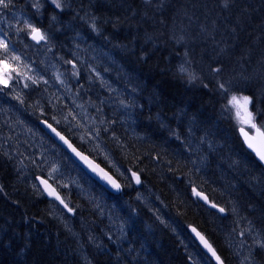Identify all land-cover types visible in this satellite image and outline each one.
Listing matches in <instances>:
<instances>
[{
	"label": "trees",
	"instance_id": "16d2710c",
	"mask_svg": "<svg viewBox=\"0 0 264 264\" xmlns=\"http://www.w3.org/2000/svg\"><path fill=\"white\" fill-rule=\"evenodd\" d=\"M34 1L36 0H11L8 8L13 12H26L36 22L44 24L46 28L50 27L49 31L52 32L56 25L51 20V15L54 14L53 17L57 15L55 18L58 22L60 17L48 5L41 8L39 12H42L41 15H31ZM79 3H83L85 11L99 20L97 25L100 30L105 25L101 31L106 36L105 39L95 44L104 47V50L108 48L106 51L119 58V62L126 65V72L135 78L134 83L138 91L136 100L140 106L134 111L137 128L136 132L131 134L121 124H117V120L115 121V129L120 130H117L116 137L120 139L115 142L113 140V147L111 145L109 147L113 158L118 161L117 164L123 169H131L145 181H148L147 175L155 177L154 183L158 186L155 189L162 194L166 205L172 210L174 208L185 210L187 208L185 204L193 203L212 217L210 225L226 223L230 219V213L227 218H222L215 212L210 213L190 196L193 186L201 188L200 190L208 194L212 201L228 211L232 204L240 203L244 207L242 213L248 215V221L264 235V183L257 184L255 181L256 192L253 193L252 190L250 192V185L242 182V179L247 177L248 169L253 170L255 177L263 181L264 171L242 145L237 133L238 125L229 117L226 118L223 112L228 97L239 95L248 97L252 115L259 127L264 130V0H227V7L224 6L225 0H81ZM66 15L62 18L74 17L72 13ZM106 19L108 23H103ZM73 20L75 24V17L71 19L72 22ZM77 22L82 30L84 27L80 26V21ZM112 22L117 23V26ZM41 24L38 25L41 27ZM44 26L42 25V28H45ZM127 26L131 29H127ZM157 27L156 32L151 30ZM166 29L171 36L161 33ZM121 49L131 54L123 53ZM134 52H137V56ZM181 64L186 66L183 71L180 68ZM52 108L42 106L39 111H33L26 117L31 120L35 117L44 119ZM183 122H186L189 128L193 127V134L189 135L187 130L179 127L180 124H184ZM36 126L38 127L37 123ZM60 131L84 153L109 168L104 161L79 145L65 131ZM43 135L46 140L51 141L45 134ZM190 137L193 148L198 146L200 149L197 150L198 154L205 158L203 164L197 163L204 165L202 175V169L199 170L198 167H195L197 173L195 171L189 173L188 165L192 168V163L186 158L188 156L184 155L185 158L178 156L180 152L177 151L178 147L180 148ZM139 138L142 141H139ZM204 141L214 146L212 151L205 150ZM56 148L64 154L57 146ZM189 148L190 146L186 147L185 151ZM219 157H222L220 161ZM217 167L220 178L217 176ZM233 174H236L234 178ZM20 178L23 179L13 163L0 150V264H83L81 254L77 256L74 253L77 250V239L72 232L64 234L59 231L61 228L58 223L61 217L55 215V206L49 210L47 206L49 201L44 200L42 194L34 191L29 184L22 183ZM92 184L93 189L101 194L102 204L115 207L117 204L115 198ZM13 185L14 192L11 191ZM169 185L178 192L173 193ZM185 188L189 190L188 197L182 194ZM63 193L66 194V191ZM67 195L72 197L74 205L80 207L79 211H75V215L87 218V215L91 214V219H94L96 214L101 213L97 201H91L86 195L77 198L74 194ZM124 197L126 198L125 194L119 199ZM119 208H123V205L120 204ZM135 209L137 220L127 218L128 223L132 222L134 225L127 229L130 230L126 232V240L118 246H115L112 238L107 240L103 233L100 237L97 236L96 230L102 229L103 225L109 227V220H112L108 215L107 217L103 215V218L101 216L102 228H96L90 233L91 244L94 247L91 244H81V253L87 257L85 261L87 264H109L112 259L116 261L122 259L120 264H195L193 259L196 257L203 260L206 258L188 235H186L188 240H184L187 241L184 246L188 248L184 249L189 250L188 253L185 251L182 254L179 251L181 257H176L177 254L174 252L164 256L165 251L162 250L164 246L161 247L163 241L160 240L166 239L165 236L168 238L164 228L147 215L144 209L138 210V205ZM191 220L199 226V230L210 240L225 263L231 264L227 261V254L211 238L214 234L203 227V218L193 215ZM145 222L155 230L148 239ZM132 229L142 233L143 239L132 238L129 233ZM68 235H73V241L70 243L66 240ZM79 235L84 236L81 233ZM109 235L112 236L110 232ZM257 255L262 254L259 252ZM258 261L259 264L260 262L264 264L263 257H259Z\"/></svg>",
	"mask_w": 264,
	"mask_h": 264
},
{
	"label": "rangeland",
	"instance_id": "374dc122",
	"mask_svg": "<svg viewBox=\"0 0 264 264\" xmlns=\"http://www.w3.org/2000/svg\"><path fill=\"white\" fill-rule=\"evenodd\" d=\"M59 1L62 2V3L60 2L61 3L60 8H62L61 10L60 8L55 7V5L52 3V0L51 1L45 0V2L47 3H45L44 0H36L33 2V7L31 8V15L32 14H35L37 16L41 15V13H39L41 8H43L45 4H48V2L50 4L52 3L51 5H54L55 9H58L60 11L62 10L67 11L69 13L72 12L73 14V10L69 7L72 6V4H68L67 3L68 0L67 1L59 0ZM64 2L65 5H63ZM34 5H39V6L36 7ZM65 14L67 13L65 12L64 15ZM87 14H85L83 16L84 18H82L81 20H83L84 22H88L87 24H89L90 26L92 25L96 26L98 23V21L96 20L97 18L92 14L89 13ZM88 17L90 18L86 20ZM31 18L32 17L27 15L26 12L24 13L22 11L13 12V10H10L8 7L7 8L0 7V26L6 25L5 27H7V28L0 27V42H2L0 43V86L8 90L7 94L6 93L2 94V92H0V145H1L0 149L6 151L8 155H4V156L13 163L18 173L23 177V179H25L24 182L27 184L30 182L29 185L31 184L30 186L33 188L34 191L38 192L41 195V191L36 185L35 179L38 176H43V175H45L47 179L54 184V186L60 189V191L64 195V201L66 202V207L61 208L57 204H55L56 205L54 207L55 215L57 214L61 218L63 217L64 220L68 218L66 219L67 220L66 223H67L69 220L72 219V217L75 215V211L80 207L74 205V200L72 199V197L70 195H67V193L66 194L63 193L62 190L66 192H73L74 190L78 191L80 194L86 195V197L93 202H96L98 199H100L99 195L101 194L98 193L97 190L93 189L94 187L92 184L93 182L84 174V172L74 163V161L69 156H67L65 153L61 154V152L56 148L55 144L52 141L46 140L43 137L44 136L43 133L36 126V123L38 124L41 120L37 117L33 118V120L27 119L26 116H28V113L26 112L28 111V109H31L32 105L38 104V102L37 103L33 102L32 100L33 97L35 99L39 95V97H43L44 98L43 100L48 102L50 105L53 104L52 105L53 111L49 112L50 123L55 125L58 129L65 131V133L68 136L73 138L78 144L80 145L82 144L81 146H84L88 151L95 154L98 158L102 157L100 159L103 160L104 162L106 161L105 162L106 165L119 177V179L122 176L121 178H123L124 180L130 181L129 171L131 169L128 168L123 169L117 164L115 158H113V154L110 153L112 152V150L110 149L109 146L110 145L112 146L113 140L115 141L116 139L117 140L119 139L116 137V133H114L115 131L117 132L118 130V129L114 130V128H116V123H115L116 120L118 124H122L121 121L122 122L124 121L122 126L125 127L127 132L131 134L136 132L137 126H136L134 111L138 110L140 107L138 101L136 100L138 96V91L135 87L136 84L134 83L135 78L132 77L130 74H128V72H126L125 67H123L124 65L119 62L118 60L119 58H117L110 52L104 50L102 47L96 45L95 44L96 41L93 40L90 36H88L87 34L88 32L79 29L80 27L78 28L79 22H75V26H74V23L71 21L73 17L72 18L68 17V19L66 20H65L66 17L64 19H60L62 23L64 24L66 23L64 25L65 27H63V29L59 28L53 30L52 32L48 31L45 28H41L38 25H35L34 21ZM23 25L25 26V28ZM29 25L32 26L29 27ZM32 28H36V29L40 28L43 31L44 33L43 35L45 38V43L43 45L35 46L34 44L30 43V41H28L29 36L32 34ZM73 29H75L76 32ZM58 30L59 31L61 30V33ZM62 30H64L65 33L69 32V36L71 35L70 39L68 34L62 35L63 34ZM86 30L88 31L89 29L87 28ZM157 30L158 27L152 29L153 32H156ZM161 33L165 34L166 36H171V34L168 33V29L163 30ZM72 34L74 37L72 36ZM23 35H25V37ZM59 35L63 36L62 39L64 41L62 39L59 40L58 37ZM77 42L80 43L77 44ZM3 45H6L7 47L5 48ZM62 45L64 46V48L62 47ZM64 51L65 53L67 51L68 54L66 53L65 55L63 53ZM50 52L53 53V55ZM85 53L86 54L89 53V54H87L86 56ZM96 54H100V55H96ZM80 56L81 58L83 57V59H81ZM88 56L89 57L91 56L92 60ZM104 57L106 59H104ZM74 58L76 60H74ZM38 61L39 62L42 61L39 63L41 66L38 65ZM93 61H95L96 63ZM184 65L185 64L183 65L181 64L180 66L182 71L183 68L186 67ZM77 66L81 68L79 69ZM39 67L41 68L39 69ZM29 89H31L32 91ZM90 93L93 96L90 95ZM47 96L49 97L47 98ZM97 97L98 99H96ZM232 97L233 96H230L226 100L227 105L223 109L224 116L226 118L229 117V119L234 121L239 126L244 125L250 127L249 123H245V121L249 119L246 113H251L250 100L246 106L238 108L233 104ZM235 97L239 99L245 96L239 95ZM90 102H92V104ZM241 103L243 104L242 101ZM104 104L107 105L105 106ZM65 105L67 108H64ZM107 107H109L108 109L110 110V112L109 110H107ZM238 112L239 115H237ZM43 113L45 112L43 111ZM108 114L112 116H109ZM101 115L103 117H101ZM104 116H106V118ZM250 119H251V123H253L252 114ZM183 123L184 124H180L179 127L183 130H187V133L189 132V135L193 134L192 133V131H194L193 127L190 126L189 128L186 122ZM97 128H99L100 130ZM138 140L142 141L140 138ZM204 143H205V150L212 151L214 146H212L210 143L206 141H204ZM197 150H200L198 146L194 148L193 151V154L195 153L194 157L190 158L189 160V163H192V168H193L192 169L190 165H188V170H190L189 173L191 174L194 171L197 173L195 167H198L199 170L204 169V165L197 164V163L203 164V162L205 161V158L199 155L198 154L199 152H197ZM103 157L105 158L103 159ZM221 158L222 157H219L218 160L220 161ZM216 171H217V176L220 178L218 167ZM32 175H35V178ZM235 175L236 174H233L232 178H234ZM255 176L256 174H254V176L252 174L251 179ZM249 179L250 178H248L247 176L246 178L242 179V182H247L248 184H251V182H249L251 179L250 180ZM21 180L22 178H20V181ZM255 181H257V184L259 182L264 183V181L261 180V178L259 177H256ZM169 187L171 188L172 185L171 186L169 185ZM143 188L145 189V191L143 190ZM143 188L142 190L141 189L139 190V195H138L139 203H137L138 208L144 210L145 209L151 210L152 212L158 215L157 216L158 219L162 221L163 224L164 223L170 224L165 218L162 217L165 216L166 213V204L163 201L162 197L159 196L157 192L156 194L150 192L148 188L145 187V185H143ZM95 193L96 195H94ZM97 204H98L97 207L102 208L103 210L104 207H106L105 211L107 212H105V214L98 213L95 215V218H101L102 215L107 217L108 213L110 214L109 216L112 217V220H109L108 228L105 227L100 230H96L98 233L97 236L100 237V234L103 233L106 235L107 240L112 238L111 240L114 242L115 246L122 244V242L126 240L125 239L126 232L127 229L132 225L131 224L132 222L128 223V219L126 218L125 214L122 213L121 211L111 208V206L102 204V200H99ZM122 214H124L125 218ZM230 214H231L230 215L231 218L229 219V222L227 221L225 223L228 224L229 232L231 234L227 236L228 237L226 241L227 246L228 247L230 246L229 248L231 251L234 252L233 255L235 257L238 256L236 258L237 259L239 258L238 260L240 263L244 262L243 264H256L253 257L251 256L252 255L251 250L253 247L254 248L261 247L260 245L263 244L264 242L259 241L260 239L257 235V230L255 229V227L249 224L248 222H246V220H244V217H247L249 219L248 215L243 214L241 211L236 210L233 207L230 210ZM75 216H78V218H80L79 217L80 215H75ZM135 219L137 220V217ZM184 221L185 222L188 221L187 217L184 218ZM217 222L219 221H216V223ZM82 225L85 224L82 223ZM207 225L210 224L207 223ZM115 227L117 228L114 229ZM122 227L123 229H121ZM209 228H211V226H209ZM123 231L126 232L124 233ZM109 232L112 234V236L109 235ZM120 232H121V236H120ZM165 232L167 234L166 230ZM79 233L81 232H75V231L72 232L75 239H77V250L74 251V253L77 256L81 254L80 257L84 259V260L82 259L83 264H87L85 262L87 260V257L83 256V253H81L82 252L81 244L82 245L87 244L86 241L90 243L92 237L90 233L89 234L82 233L84 234V236L79 235ZM73 235L72 236L68 235L66 239L68 243L73 241ZM248 239L256 241L255 245L252 246L250 241L248 243ZM238 240H240L239 241L240 243L238 242ZM78 243L80 245H78ZM232 243L233 244L235 243L237 245L235 244L233 245ZM91 246L94 247L92 244ZM177 247L178 246H176L174 250L177 249ZM97 252L98 251H96V253ZM167 253H170V251H168ZM205 264H209V263L205 261Z\"/></svg>",
	"mask_w": 264,
	"mask_h": 264
},
{
	"label": "bare ground",
	"instance_id": "6f19581e",
	"mask_svg": "<svg viewBox=\"0 0 264 264\" xmlns=\"http://www.w3.org/2000/svg\"><path fill=\"white\" fill-rule=\"evenodd\" d=\"M51 1V0H50ZM65 1H67V0H65ZM76 0H68V4H72V6H69L72 10H73V16L75 17V19H76V22L77 21H80V26L83 28H88L89 30L88 31H86L84 28L82 29L83 31H86V32H88L87 34H88V36H90L93 40H95L96 42L97 41H101V39H103L104 37H106V36H104L103 35V33L101 32L103 29H104V27H105V25H104V27H103V29L102 30H100L99 29V27H98V25H92V26H90L89 24H87L88 22H84L83 20H81L82 18H84L83 16L85 15V14H87V13H89L88 11H85V7L83 8V3H79V2H81V0H77L78 2H75ZM117 1V0H116ZM127 1V0H126ZM252 1H254V0H252ZM44 2H45V0H44ZM43 2V3H44ZM59 2H61V1H59ZM85 2V1H84ZM45 3H47V2H45ZM44 3V4H45ZM62 3V2H61ZM60 3V4H61ZM118 3H119V1H118ZM117 3V4H118ZM42 4V3H41ZM41 4H40V6H41ZM52 4V3H51ZM49 2H48V4H45L46 6L48 5V6H50L51 8H52V11H54L56 14H58V16L60 17L59 19H61L63 16H67L66 14L64 15V13L66 12L67 14H69V12H67V11H60L62 8H60V10H58V9H55L54 8V5H51ZM86 4H87V2H86ZM93 4V3H92ZM126 4V3H125ZM43 5V4H42ZM63 5H65V2H64V4ZM44 6V5H43ZM88 6H90V5H88ZM45 7V6H44ZM56 7V6H55ZM128 7V6H127ZM75 8H76V10H75ZM12 9V8H11ZM64 9H66V8H64ZM75 11V12H74ZM53 12V13H54ZM70 13H72V12H70ZM41 14H42V12H41ZM90 14V13H89ZM54 15V14H53ZM53 15H51V20L53 21V23L56 25V27H53V30H56V29H63V27H65L64 25L66 24H64V23H62L60 20H59V22H58V19H56L55 17L57 16H55V17H53ZM88 15V14H87ZM93 15V14H92ZM90 16V15H89ZM109 16V15H108ZM112 16V15H111ZM18 17V16H17ZM73 17V18H74ZM112 17H114V16H112ZM128 17V16H127ZM71 18H72V16H71ZM90 17H88L86 20H88ZM92 18H94V17H92ZM103 18V17H102ZM102 18H101V20H102ZM20 19H22V18H20ZM24 19V18H23ZM33 21H34V24L35 25H40L41 23L40 22H36L33 18H31ZM63 19V18H62ZM66 19V18H65ZM68 19V18H67ZM105 19V18H104ZM111 19H113V18H111ZM111 19H109V20H111ZM108 20V21H109ZM116 20V19H115ZM118 20V19H117ZM20 21V20H19ZM25 21V20H24ZM69 21V20H68ZM74 21L75 20H73V23H74ZM92 21V20H91ZM99 21V20H98ZM105 21V20H104ZM103 21V23H108L107 22V19H106V21L104 22ZM32 22V21H31ZM65 22V21H64ZM67 22V21H66ZM94 22V21H93ZM111 22V21H110ZM122 22V21H121ZM25 23H27V22H25ZM68 23V22H67ZM72 23V22H71ZM96 23V22H95ZM113 23V22H112ZM90 24H91V22H90ZM94 24V23H93ZM110 24V23H109ZM108 24V25H109ZM114 24V23H113ZM117 24V23H116ZM116 24H114V25H116ZM38 25V26H39ZM42 25L44 26V24H41V28H42ZM100 25V24H99ZM113 25V26H114ZM6 26V25H5ZM4 26V28H7V27H5ZM24 26V25H23ZM32 26V25H31ZM70 26V25H69ZM73 26V25H72ZM74 26H75V24H74ZM77 26V25H76ZM90 26V27H89ZM103 26V25H102ZM117 26V25H116ZM129 26V25H128ZM128 26H127V29H131V27L130 28H128ZM27 27V26H26ZM33 27H34V25H33ZM45 28H46V26H44ZM67 27V26H66ZM101 27V26H100ZM21 28H22V26H21ZM24 28H25V26H24ZM38 28V27H37ZM73 28V27H72ZM79 28V27H78ZM117 28V27H116ZM31 29V28H30ZM40 29V28H39ZM48 31L49 30H51V28L50 27H48V28H46ZM68 29H70V28H68ZM67 29V30H68ZM80 29V28H79ZM78 29V30H79ZM107 29V28H106ZM113 29V28H112ZM125 29V28H124ZM133 29V28H132ZM22 30V29H21ZM70 30H72V29H70ZM73 30H75V29H73ZM77 30V31H78ZM152 30V29H151ZM59 31V30H58ZM57 31V32H58ZM63 31V34L62 35H64V34H68V36H69V32L67 33H65V31L64 30H62ZM69 31V30H68ZM109 31V30H108ZM107 31V32H108ZM114 31V30H113ZM113 31H111V33L113 32ZM120 31V30H119ZM122 31V30H121ZM60 33H61V30L59 31ZM73 32V31H72ZM75 32H76V30H75ZM148 32V31H147ZM128 33V32H127ZM137 33H139V32H137ZM136 33V34H137ZM153 33V32H152ZM71 34V33H70ZM113 34V33H112ZM123 34H124V32H123ZM147 34V33H146ZM149 34H150V32H149ZM108 35H109V33H108ZM114 35V34H113ZM116 35V34H115ZM144 35V34H143ZM24 37H25V35H23ZM72 36H73V34H72ZM109 36H112V35H109ZM117 36V35H116ZM119 36V35H118ZM139 36V35H138ZM147 36H148V34H147ZM62 37L63 36H61L60 35V37H59V40L60 39H62ZM70 37H71V35L69 36V39H70ZM74 37V36H73ZM122 37H123V35H122ZM143 37V36H142ZM150 37H152V36H150ZM111 38V37H110ZM115 38V37H114ZM131 39H132V37H130ZM141 38V37H140ZM22 39V38H21ZM67 39V38H66ZM105 39V38H104ZM106 39H108L109 40V38H106ZM113 39V38H112ZM116 39V38H115ZM115 39H113V40H115ZM121 39V38H120ZM119 39V40H120ZM139 39V38H138ZM145 39V38H144ZM24 40V39H23ZM22 40V41H23ZM58 40V39H57ZM63 40V39H62ZM62 40H61V42H62ZM112 40V41H113ZM118 40V41H119ZM142 40V39H141ZM56 41V40H55ZM64 41V40H63ZM68 41V40H67ZM110 41V40H109ZM108 41V42H109ZM118 41H117V43H118ZM129 41V40H128ZM132 41V40H131ZM130 41V42H131ZM136 41H137V38H136ZM139 41V40H138ZM60 42V41H59ZM60 42V43H61ZM122 42V41H121ZM121 42H119V44L121 43ZM126 42V41H125ZM140 42V41H139ZM143 42H146V41H143ZM143 42H142V44H143ZM68 43V42H67ZM70 43V42H69ZM78 43H80V42H77V44ZM115 43V42H114ZM113 43V44H114ZM138 43V42H137ZM136 43V44H137ZM141 43V42H140ZM139 43V44H140ZM154 43V42H153ZM28 44V43H27ZM71 44V43H70ZM100 44V43H99ZM122 44V43H121ZM130 44V43H129ZM134 44V43H133ZM81 45V44H80ZM106 45V44H105ZM141 45V44H140ZM60 46V45H59ZM66 46V45H65ZM75 46V45H74ZM121 46V45H120ZM119 46V47H120ZM126 46V45H125ZM125 46H124V50H125ZM135 46V45H134ZM136 46H138V45H136ZM143 46V45H142ZM153 46V45H152ZM27 47V46H26ZM26 47H24V48H26ZM62 47L64 48V46L62 45ZM68 47H69V45H68ZM123 47V46H122ZM121 47V48H122ZM129 47V46H128ZM149 47V46H148ZM58 48V47H57ZM66 48V47H65ZM104 48V47H103ZM127 48V47H126ZM138 48V47H137ZM140 48H141V46H140ZM71 49V48H70ZM75 49V48H74ZM78 49V48H77ZM116 49V48H115ZM120 48H117V50H119ZM131 49H132V46H131ZM64 50V49H63ZM66 50V49H65ZM106 50H108V48L106 49ZM116 50V51H117ZM122 50V52L123 53H127V54H131V53H128V52H125L123 49H121ZM144 51H145V49H143ZM143 50H142V52H143ZM150 50V49H149ZM53 51V50H52ZM83 51V50H82ZM87 51V50H86ZM113 51H114V48H113ZM128 51V50H127ZM58 52V51H57ZM88 52V51H87ZM115 52V51H114ZM132 52V51H131ZM141 52V51H140ZM51 53V52H50ZM55 53V52H54ZM65 55H66V53H67V51H66V53H65V51L63 52ZM135 53V52H134ZM137 53V52H136ZM135 53V54H136ZM147 53V52H146ZM29 54V53H28ZM33 54V53H32ZM52 55H53V53H51ZM62 54V53H61ZM68 54V53H67ZM72 54V53H71ZM86 54V53H85ZM84 54V55H85ZM87 54H89V53H87ZM87 54H86V56H87ZM143 54V53H142ZM45 55V54H44ZM58 55H60V54H58ZM74 55V54H73ZM96 55H100V54H96ZM102 55V54H101ZM37 56V55H36ZM42 56V55H41ZM51 56V55H50ZM70 56V55H69ZM108 56V55H107ZM133 56V55H132ZM136 56H137V54H136ZM136 56L134 57V58H136ZM66 57V56H65ZM74 57V56H73ZM89 57V56H88ZM100 57V56H99ZM102 57V56H101ZM126 57H128V55L126 56ZM29 58V57H28ZM48 58V57H47ZM56 58V57H55ZM60 58V57H59ZM80 58H81V56H80ZM89 58H91V60H92V57L90 56ZM112 58V57H111ZM129 58V57H128ZM38 59H39V57H38ZM50 59H51V57H50ZM68 59V58H67ZM77 59H79V58H77ZM81 59H83V57L81 58ZM85 59H88V58H85ZM102 59V58H101ZM104 59H106L105 57H104ZM110 59V58H109ZM41 60V59H40ZM52 60H54V59H52ZM74 60H76L75 58H74ZM93 60H94V58H93ZM97 60H99V59H97ZM133 60V59H132ZM30 61V60H29ZM69 61V60H68ZM103 61V60H102ZM109 61V60H108ZM31 62H32V60H31ZM40 62H42V61H40ZM39 61H38V65H40L39 63H40ZM54 62H56V61H54ZM59 62V61H58ZM64 62H65V60H64ZM63 62V63H64ZM93 62H95V61H93ZM100 62V61H99ZM105 62V61H104ZM104 62H103V64H104ZM137 62V61H136ZM49 63V62H48ZM82 63V62H81ZM96 63V62H95ZM106 63V62H105ZM42 64V63H41ZM80 64V63H79ZM91 64V63H90ZM92 64H94V63H92ZM102 64V63H101ZM47 65V64H46ZM51 65V64H50ZM81 65V64H80ZM87 65H88V63H87ZM41 66V65H40ZM44 66V65H43ZM48 66V65H47ZM56 66H57V63H56ZM126 66V65H125ZM125 66H123V67H125ZM38 67V66H37ZM50 67V66H49ZM65 67H66V65H65ZM78 67V66H77ZM88 67H89V65H88ZM41 67H39V69H40ZM43 68V67H42ZM45 68H46V66H45ZM79 68V67H78ZM81 68V67H80ZM79 68V69H80ZM86 69V68H85ZM46 70V69H45ZM66 70V69H65ZM128 70V69H127ZM42 71H44V70H42ZM67 71V70H66ZM81 71H83V70H81ZM47 72V71H46ZM50 72V71H49ZM128 72V71H127ZM55 73V72H54ZM70 73H71V71H70ZM84 73V72H83ZM86 73V72H85ZM45 74V73H44ZM48 74V73H47ZM46 74V75H47ZM124 74H126V73H124ZM129 74V73H128ZM49 75V74H48ZM50 75H51V73H50ZM126 76V75H125ZM45 77V76H44ZM88 78V77H87ZM90 79V78H89ZM87 80V79H86ZM90 81V80H89ZM123 81V80H122ZM75 83V82H74ZM121 83V82H120ZM92 84V83H91ZM122 84V83H121ZM125 84H126V82H125ZM75 85V84H74ZM79 85V84H78ZM120 85V84H119ZM123 85V84H122ZM76 86V85H75ZM92 86V85H91ZM98 86V85H97ZM79 87V86H78ZM34 88H35V86H34ZM42 88V87H41ZM90 88V87H89ZM40 89V88H39ZM81 89H82V87H81ZM94 89V88H93ZM28 90V89H27ZM29 90H31V89H29ZM36 90V89H35ZM42 90V89H41ZM90 90V89H89ZM96 90V89H95ZM98 90V89H97ZM7 89H5L4 87H1L0 86V92H2V94H4V93H6L7 94ZM32 91V90H31ZM52 91H53V89H52ZM30 92V91H29ZM37 92V91H36ZM95 92V91H94ZM28 93V92H27ZM39 93H40V91H39ZM54 93V92H53ZM97 93V92H96ZM96 93H94V94H96ZM26 94V93H25ZM34 94H36V93H34ZM89 94V93H88ZM103 94V93H102ZM217 94V93H216ZM45 95V94H44ZM53 95V94H52ZM90 95H92L91 93H90ZM28 96V95H27ZM46 96V95H45ZM93 96V95H92ZM96 96V95H95ZM218 96V95H217ZM37 97H39V95L37 96ZM35 98L34 99V97H33V102L34 103H37L38 102V104H34V105H32V108L31 109H28V114H31L33 111H39L40 110V108L43 106V107H52V105L53 104H49L48 102H46V101H44V100H42L43 99V97H39V98ZM49 96H47V98H48ZM60 97V96H59ZM220 97V96H219ZM4 98V97H3ZM2 98V99H3ZM46 98V97H45ZM46 98V99H47ZM86 98V97H85ZM104 98V97H103ZM106 98V97H105ZM5 99V98H4ZM23 99V98H22ZM30 99V98H29ZM59 99V98H58ZM96 99H98V97L96 98ZM102 99V98H101ZM100 99V100H101ZM208 99H210V98H208ZM26 100V99H25ZM28 100V99H27ZM91 100V99H90ZM52 101V100H51ZM54 101V100H53ZM86 101V100H85ZM96 101V100H95ZM98 101V100H97ZM6 102V101H5ZM50 102V101H49ZM99 102V101H98ZM10 103V102H9ZM51 103V102H50ZM55 103V102H54ZM91 104H92V102H90ZM101 103H102V101H101ZM88 104V103H87ZM108 104V103H107ZM107 104H104L105 106L107 105ZM40 105V106H39ZM103 105V104H102ZM145 106V105H144ZM251 107V106H250ZM64 108H67L66 107V105L64 106ZM109 107H107V110H109L108 109ZM111 108V107H110ZM51 111H53V108H52V110ZM26 112V113H27ZM109 112H110V110H109ZM250 112H251V108H250ZM107 113V112H106ZM251 114H252V112H251ZM109 116H112V115H110V114H108ZM101 117H103L102 115H101ZM105 118H106V116H104ZM115 117V116H114ZM113 117V118H114ZM117 117V116H116ZM252 117H253V123L257 126V128H259L260 129V131L261 132H264V130L262 129V128H260L259 127V125H258V123L255 121V119H254V116L252 115ZM110 118H112V117H110ZM112 120V119H111ZM116 120V119H115ZM102 121V120H101ZM113 121H114V119H113ZM120 121V120H119ZM31 122V121H30ZM41 122H49V115L47 116V117H45L44 119H41V121L38 123V127H39V129L41 130V132L44 134V132L42 131V129H41V126H40V123ZM124 122V121H123ZM123 122L121 121V123L123 124ZM50 123V122H49ZM101 123V122H100ZM104 123V122H103ZM106 123H107V120H106ZM120 123V122H119ZM127 123V122H126ZM32 124V123H31ZM34 124V123H33ZM118 124V123H117ZM121 124V125H122ZM149 124V123H148ZM108 125H110V124H108ZM120 125V126H121ZM147 125V124H146ZM167 125H168V123H167ZM174 125V124H173ZM105 126V125H104ZM107 126V125H106ZM149 126V125H148ZM151 126V125H150ZM102 127V126H101ZM119 127V126H118ZM123 128H124V126H123ZM179 128V127H178ZM177 128V129H178ZM244 129V131L245 132H247L248 133V136H254L255 135V128H251V127H247V126H244V125H241V126H239L238 125V128H237V133H238V136H239V139H240V141H241V143H242V145L244 146V148L246 149V151L249 153V154H251L253 157H254V159L256 160V162L262 167V169H263V171H264V166L258 161V159H257V157L246 147V145H245V143H244V141H243V139H242V136H241V134H240V130L241 129ZM97 129H99V128H97ZM121 129V128H120ZM147 129V128H146ZM150 129V128H149ZM172 130H173V128H171ZM100 130V129H99ZM102 130V129H101ZM114 130H115V128H114ZM120 131V130H119ZM129 131V130H128ZM185 131V130H184ZM104 132V131H103ZM144 132H147V131H144ZM115 133H116V131H115ZM119 133V132H118ZM117 133V134H118ZM122 133V132H121ZM124 133V132H123ZM129 133V132H128ZM135 133V132H134ZM184 133V132H183ZM36 135H38V134H36ZM112 135V134H111ZM137 135V134H136ZM145 135V134H144ZM113 136V135H112ZM119 136V135H118ZM131 136V135H130ZM134 136V135H133ZM135 137V136H134ZM180 137H181V135H180ZM41 138V137H40ZM132 138V137H131ZM120 139V138H119ZM117 140V139H116ZM143 140H144V138H143ZM182 140V139H181ZM121 141V140H120ZM123 141V140H122ZM113 142V141H112ZM115 142V141H114ZM119 142V141H118ZM163 142V141H162ZM161 142V143H162ZM145 143H146V141H145ZM166 143V142H165ZM125 144V143H124ZM59 149H61L62 150V148L56 143L55 144ZM82 145V144H81ZM164 145V144H163ZM176 145V144H175ZM1 146V145H0ZM179 146V145H178ZM188 146H190V148H189V150H187V151H185V149H186V147H188ZM194 145H193V141H192V139H191V137L190 138H188L186 141H185V143L183 144V145H181V147L179 148L178 147V149H177V151L179 152V154H178V156L180 157V158H182V157H184V155L185 156H188V157H186L187 159H189L190 160V158H192V157H194V154H193V151H194ZM3 148V147H2ZM5 148V147H4ZM33 148V147H32ZM144 148V147H143ZM233 148V147H232ZM2 152H3V155H8L7 153H6V151H4L3 149H0ZM123 150V149H122ZM63 151V150H62ZM109 151V150H108ZM64 152V151H63ZM110 152V151H109ZM108 152V153H109ZM110 153H112V152H110ZM116 153V152H115ZM229 154V153H228ZM61 156V155H60ZM100 156V155H99ZM103 156V155H102ZM233 156V155H232ZM100 158H102V157H100ZM105 157H103V159H104ZM185 158V157H184ZM230 158V157H229ZM99 160V159H98ZM122 160V159H121ZM181 160V159H180ZM103 161V160H102ZM111 161V160H110ZM185 161V160H184ZM106 162V161H105ZM176 162V161H175ZM235 162V161H234ZM245 162V161H244ZM117 163H118V161H117ZM172 163H174V162H172ZM171 164V163H170ZM109 165V164H108ZM117 165V164H116ZM174 165H175V163H174ZM224 166V165H223ZM248 167V166H247ZM253 167V166H252ZM158 168V167H157ZM238 168V167H237ZM162 169V168H161ZM232 169V168H231ZM65 170V169H64ZM144 170V169H143ZM257 170V169H256ZM106 171L109 173V174H111V175H114L115 173L111 170V169H109V168H106ZM45 172V171H44ZM65 172V171H64ZM119 172V171H118ZM36 173V172H35ZM39 173V172H38ZM202 173H203V170H202V172H201V175H202ZM40 174V173H39ZM138 177H139V181H140V183H141V187L140 188H137V187H135L133 184H130V182L129 181H127V180H124L123 178H121L120 177V181H119V185H120V188L121 189H119V192L118 193H116V194H114V193H112V192H110L108 189H106V188H104L103 186H98V188H100L101 190H102V192L104 193V192H107L108 193V195H110V197L111 196H113L112 198H115V200L117 201V204L115 205V207H113L114 209H119V211H121L122 213H124L125 214V216H126V218H133V219H135L136 217H137V215H136V209H135V207H136V205H138L137 203H139L138 202V195H139V190L141 189L142 190V188H143V185H145V187H147L148 188V190L150 191V192H152V193H155L156 194V192L158 191H156V189H157V187L158 186H156L155 184H157V183H154V181L156 180V178L155 177H151V175H147V179L146 180H148V181H145L142 177H140V175L139 174H137V173H135ZM252 174H253V176H254V171L253 170H251V169H248L247 170V176H248V178H250L251 179V176H252ZM264 174V173H263ZM37 175V174H36ZM41 175V174H40ZM32 176H34V178H35V175H32ZM69 176V175H68ZM74 176V175H73ZM156 176H158V175H156ZM43 177H45V178H47L46 176H44L43 175ZM58 178V177H57ZM75 178V177H74ZM73 178V179H74ZM119 178V177H118ZM255 178L256 177H253L249 182H251V184H249L250 185V187H251V189H250V192H251V190H252V192L253 193H255L256 192V188H255ZM30 179V178H29ZM70 179V178H69ZM126 179V178H125ZM161 179V178H160ZM60 180V179H59ZM158 180V179H157ZM24 181H25V179H22L21 180V182L22 183H24ZM248 181V180H247ZM29 182V181H28ZM159 182V181H158ZM30 183V182H29ZM28 183V184H29ZM77 183V182H76ZM27 184V183H26ZM172 184V183H171ZM25 185V184H24ZM31 185V184H30ZM33 185V184H32ZM124 185H125V187H124ZM154 187H153V186ZM178 185H180V184H178ZM257 185V184H256ZM260 185V184H259ZM14 186L15 185H13L12 187H11V191H13V189H14ZM18 186V185H17ZM20 186V185H19ZM73 186V185H72ZM176 186V185H175ZM185 186V185H184ZM183 186V187H184ZM241 186V185H240ZM169 187V186H168ZM186 187V186H185ZM261 187V186H260ZM16 188H18V187H16ZM19 188H21V187H19ZM74 188V187H73ZM156 188V189H155ZM170 188V187H169ZM168 188V189H169ZM172 188V187H171ZM170 188V189H171ZM196 186H193L191 189H192V191H190V196L192 197V199L193 200H195L196 202H198V203H200L204 208H206L210 213L211 212H215L217 215H219L220 217H222V218H227L228 216H229V213H230V211H228V210H226L223 206H221V205H219L217 202H214V201H212L211 200V198L208 196V194H206V193H204L203 191H201L202 189L201 188H198L197 189V193L198 194H200V195H202V196H204L205 197V199L210 203V204H213V205H215L216 207H220V209H224V211H215V210H211V209H208V207L206 206V204H204L202 201H199L195 196H194V190H196ZM183 189V188H182ZM201 189V190H200ZM234 189V188H233ZM17 190V189H16ZM16 190H15V192H16ZM19 190V189H18ZM56 190H57V193L59 194V196L62 198V199H64V195L62 194V192L60 191V189H58L57 187H56ZM143 190L145 191V189L143 188ZM147 190V191H148ZM172 190V192L173 193H177L178 191H176V189H171ZM178 190V189H177ZM185 191H183L182 190V194H186L187 195V197H188V189L187 188H185L184 189ZM231 190V189H230ZM63 192H64V190H62ZM70 191H72V190H70ZM169 191V190H168ZM14 192V191H13ZM84 192H85V190H84ZM159 192V191H158ZM157 192V193H158ZM11 193V192H10ZM20 193V192H19ZM19 193H17V194H19ZM67 194H74L75 196H76V198H77V196H81V195H83V194H80L78 191H73V192H66ZM180 193V192H179ZM12 194V193H11ZM41 194H42V197L44 198V200L46 199L47 201H49V202H51V203H49V202H47L48 203V207H49V210H51L50 209V207H54V206H56L55 204H57L59 207H61V204H59V203H57V202H55V201H51V200H48L47 198H46V196L41 192ZM126 195V198L124 197L123 199H119L121 196H123V195ZM149 194V193H148ZM19 195H21V194H19ZM92 195V194H91ZM94 195H96V194H94ZM107 195V196H108ZM141 195V194H140ZM158 195L159 196H161L162 194L159 192L158 193ZM13 196L15 197V195H14V193H13ZM175 196V195H174ZM14 197H13V199H14ZM19 197H22V196H19ZM140 197H142V196H140ZM162 197V196H161ZM99 198H100V195H99ZM168 198V197H167ZM13 199H12V201H13ZM16 199V198H15ZM19 199H21V198H19ZM108 199V198H107ZM163 199V198H162ZM171 199V198H170ZM99 200H101V199H98L97 200V202L99 201ZM143 201V200H142ZM164 201V200H163ZM166 201L167 202H170L169 200H167L166 199ZM227 201V200H226ZM260 202V201H259ZM222 203V202H221ZM227 203V202H226ZM75 204V203H74ZM120 204H122L123 205V208H119V205ZM165 204H167V203H165ZM186 205V209L185 210H183V208H181V209H176V208H174L173 210L171 209V207H169V205H166V213H165V216H162L163 218H165L170 224H163L162 223V221H160L159 219H158V215L156 214V213H154V212H152L151 210H148V209H145L144 211L146 212V214L147 215H149L152 219H154V220H156L157 222H159L160 223V225L162 226V228H164V230H166L167 231V236H168V238L165 236V238L166 239H164V238H161L160 240H162L163 242L161 243V247H163L164 246V248L162 249V250H164L165 252L163 253V254H165L164 256H167V255H169V254H171V253H176L177 255H176V257H181L180 256V252L179 251H181L182 252V254L183 253H185V251H186V253H188L189 252V250H185V249H188L186 246H184V245H186V242L187 241H184V240H188V238L186 237V235H188L189 237H191V239L195 242V244L198 246V248L201 250V252L204 254V256L206 257L204 260L206 261V262H208L209 264H221V262H222V264H226L225 263V261H224V259L219 255V253H218V251L216 250V248L213 246V244L210 242V240L199 230V226H196L195 225V222H193L192 220H191V218L193 217V215L194 216H197V218L200 216V217H202L203 218V227L204 228H206V230H208V231H210V232H212L214 235L213 236H211V238L214 240V241H216L217 243H218V245L220 246V248H221V250L222 251H224L227 255H226V258H227V261H229L230 260V262H231V264L233 263V264H243V263H240L239 262V258L237 259L236 257H238V256H234L233 254H234V252L233 251H231L230 250V246L228 247L227 246V244H226V241H227V236L228 235H231L230 234V232H229V226H228V224H225V223H222V222H219V223H217V224H215V225H207V223H210V220H213V219H211L212 217H210V215L209 214H207L204 210H202L200 207H197V206H195L193 203H191V204H185ZM73 206V205H72ZM142 206V205H141ZM232 207L234 208V209H236V210H239V211H241V212H243L242 211V209L244 208L242 205H240V203L237 205V204H232V206H231V208H230V210L232 209ZM155 208V207H154ZM141 209V208H140ZM156 209V208H155ZM138 210H139V208H138ZM76 211H79L78 209L76 210ZM82 211V210H81ZM109 211H110V209H109ZM105 212H107V211H105V210H103L102 208H101V214H105ZM141 212H142V210H141ZM118 213V212H117ZM196 213V214H195ZM88 214H90V213H88ZM124 214H122L123 216H124ZM176 214V215H175ZM232 214V213H231ZM230 214V215H231ZM234 214V213H233ZM66 215V214H65ZM68 215V214H67ZM79 215V214H78ZM106 215H107V213H106ZM110 214L108 213V216H109ZM88 217L85 219V218H83V217H81V216H79L80 218H78V216H75L74 218H72L71 220H73V221H71V220H69L67 223H66V219H68V218H66L65 220L63 219V217L62 218H60V221H59V223H58V226H60L59 228H61L59 231H61V232H63L64 234H66L67 232H81V234L82 233H85V234H89V233H91L92 231H94L96 228H102L101 227V218H94V219H91V214L90 215H87ZM103 216V215H102ZM125 216H124V218H125ZM187 217V219H188V221L187 222H185L184 221V218H186ZM231 218V217H230ZM143 219V218H142ZM200 219V218H199ZM90 220H91V222H90ZM196 220V219H195ZM244 220H246V222H248L249 224H251V225H253L254 227H255V229L257 230V235H258V237H259V241H261V242H264V235H263V233H261L260 232V230H258V228H256V226L253 224V223H251L250 221H248L249 219L247 218V217H244ZM123 222V221H122ZM229 222V221H228ZM75 223V224H74ZM82 223L83 224H85V225H82ZM126 223V222H125ZM73 224H74V226H73ZM122 224V223H121ZM145 224V227L148 229L147 230V235L149 234V236H147V239L148 238H150L151 237V234L153 233V232H155V230L154 229H152L151 228V225L148 223V222H145L144 223ZM112 225V224H111ZM110 225V226H111ZM115 225V224H114ZM128 225V224H127ZM201 225V224H200ZM73 226V227H72ZM80 226V227H79ZM118 226V225H117ZM121 226H123V225H121ZM209 226H211V228H209ZM106 226L105 225H103V228H105ZM112 227V226H111ZM106 228H108V227H106ZM117 227H115L114 229H116ZM119 228V227H118ZM127 228V227H126ZM130 228H132V227H130ZM187 228V229H186ZM111 229V228H110ZM121 229H123V227L121 228ZM210 229V230H209ZM130 230V229H129ZM128 230V231H129ZM112 231V230H111ZM127 231V232H128ZM113 232H115V231H113ZM124 232V231H123ZM126 232V231H125ZM124 232V233H125ZM130 234H131V237L132 238H134V239H143L142 238V233H140V232H138V231H136L135 229H132L130 232H129ZM197 233L199 234V235H197ZM122 235H123V233H122ZM144 235V234H143ZM120 236H121V232H120ZM242 236V235H241ZM123 237V236H122ZM130 237V236H129ZM201 237H203L204 239H203V241L201 240ZM239 237V236H238ZM144 238H146V237H144ZM248 238V237H247ZM87 239V238H86ZM126 239V238H125ZM146 240V239H145ZM159 240V241H160ZM232 240V239H231ZM241 240V239H240ZM240 240H238V242L240 241ZM204 241H206L207 242V245L208 246H210L211 247V249H212V251H214L215 253H216V256H219V258H220V261L218 262L217 261V259H216V256H213V254H212V251H209V247H207L206 245H205V247L204 248H202L201 246H200V244L201 243H199V242H204ZM235 241V240H234ZM233 241V242H234ZM242 241H243V239H242ZM249 241H250V243H251V245L252 246H254L255 245V243H256V241H253V240H251V239H248V243H249ZM86 243L88 244V245H90L91 243H92V240L90 241V243L88 242V241H86ZM129 243H131V242H129ZM231 243V242H230ZM240 243V242H239ZM247 243V244H248ZM87 244H85V245H87ZM203 244H205V242L203 243ZM233 244V243H232ZM235 244V243H234ZM233 244V245H234ZM264 244V243H263ZM235 245H237V244H235ZM176 246H178L177 247V249H175L174 250V248L176 247ZM237 247V246H236ZM249 247V246H248ZM185 248V249H184ZM232 248V247H231ZM251 249V248H250ZM240 250V249H239ZM168 251H170V253H167ZM133 252V251H132ZM233 252V253H232ZM237 252V251H236ZM259 252H261V254L262 255H257V253H259ZM129 253V252H128ZM134 253V252H133ZM130 254V253H129ZM238 254V253H237ZM251 256L253 257V259H254V261H255V263L256 264H259V261H258V258L259 257H263L264 258V247H257V248H252V250H251ZM77 257V256H76ZM251 257V258H252ZM132 259V258H131ZM134 259V258H133ZM176 259V258H175ZM78 260H79V258H78ZM77 260V261H78ZM178 260V259H177ZM204 260L201 258V257H196L195 259H193V261L195 262V264H205V262H204ZM252 260V259H251ZM120 261H122V259H118L117 261L115 260V259H112L111 261H110V263L109 264H120L119 262ZM151 261V260H150ZM262 261V260H261ZM247 262V261H246ZM245 262V263H246ZM253 262V261H252ZM251 263V262H250ZM123 264V263H122ZM158 264V263H157ZM260 264H261V262H260Z\"/></svg>",
	"mask_w": 264,
	"mask_h": 264
},
{
	"label": "water",
	"instance_id": "95a60500",
	"mask_svg": "<svg viewBox=\"0 0 264 264\" xmlns=\"http://www.w3.org/2000/svg\"><path fill=\"white\" fill-rule=\"evenodd\" d=\"M40 34L42 35L41 31L39 30ZM33 35L30 37V40L34 42L36 45H40L44 42L42 40H36L32 38ZM41 129L55 142L57 143L67 154H69L78 164L80 167L84 169V171L94 179L98 184L103 186L104 188L108 189L110 192L116 194L119 192L120 185L119 182L109 174L103 167L98 165L92 159L86 157L85 155L80 152L76 146H74L62 133H60L53 125L48 122H41L40 123ZM240 134L242 139L246 145V147L257 157L258 161L264 166V161L260 159L257 155V152L264 153V136H260L259 133L255 130L254 136H245L241 130ZM249 144H252V147H249ZM133 179L135 180L136 185L140 184L139 177L134 173ZM39 188L42 190L44 195L48 200L55 201L62 206L64 205L63 199L57 193L56 188L47 180L38 177L36 179ZM118 186V187H117ZM194 196L199 200L202 201L206 206L211 210L220 211V208L216 207L213 204H210L204 196L197 193V190H194ZM201 243L200 246L202 248L205 247L204 242Z\"/></svg>",
	"mask_w": 264,
	"mask_h": 264
},
{
	"label": "snow or ice",
	"instance_id": "6c2138e0",
	"mask_svg": "<svg viewBox=\"0 0 264 264\" xmlns=\"http://www.w3.org/2000/svg\"><path fill=\"white\" fill-rule=\"evenodd\" d=\"M11 2V0H0V7H3V8H7L9 6V3ZM52 3L55 4V6L57 8H60L61 7V4L59 2V0H52ZM36 7H38L39 5H34ZM225 7H227V0H225V4H224ZM29 27H31V25H29ZM32 34H33V39H36V40H42L44 39V36L40 34L39 30L36 29V28H32ZM2 43V42H0ZM5 48L7 47L6 45H3ZM221 87H223V85H221ZM241 101L243 102V104L241 103ZM232 102L235 106H237L238 108L239 107H243V106H246L248 103H249V98L248 97H242V98H237L235 96L232 97ZM246 110V109H245ZM247 116L249 117L248 120L245 121V123H249L250 124V127L251 128H255L257 133H259L260 136H264V132H261L259 128H257V126L254 124V123H251V113H246ZM237 115H239V112L237 113ZM241 132L247 137L248 136V133L244 131V129L242 128L241 129ZM249 147H252V144H249ZM257 155L260 157V159L262 161H264V153H261V152H257ZM118 187V186H117ZM220 211H224V209H220ZM197 235H199L197 233ZM203 237H201V240L203 241ZM205 242V245L207 247H209V251H212L211 247L207 245V242ZM261 247H264V244H261L260 245ZM212 254L213 256H216V253L214 251H212ZM216 259L217 261L219 262L220 261V258L219 256H216ZM222 264V262H221Z\"/></svg>",
	"mask_w": 264,
	"mask_h": 264
}]
</instances>
